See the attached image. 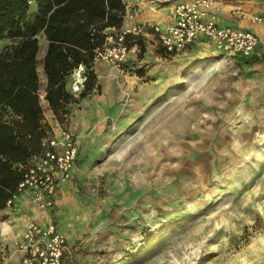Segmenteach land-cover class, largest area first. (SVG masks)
<instances>
[{"label": "rangeland", "instance_id": "obj_1", "mask_svg": "<svg viewBox=\"0 0 264 264\" xmlns=\"http://www.w3.org/2000/svg\"><path fill=\"white\" fill-rule=\"evenodd\" d=\"M39 39L45 121L74 127L81 146L53 213L70 237L63 264H264V41L242 64L211 43L174 62L159 44L127 76L111 70L109 103L85 97L57 118ZM13 43L0 39V52ZM100 105L92 126L78 128Z\"/></svg>", "mask_w": 264, "mask_h": 264}, {"label": "trees", "instance_id": "obj_2", "mask_svg": "<svg viewBox=\"0 0 264 264\" xmlns=\"http://www.w3.org/2000/svg\"><path fill=\"white\" fill-rule=\"evenodd\" d=\"M125 13L123 0H0V39L14 41L0 52V211L17 193L25 167L44 151L51 131L39 95V37L48 43L45 97L60 118L94 90L95 50L107 30L121 27ZM138 42L142 58V36ZM255 58L239 57V63ZM81 64L88 81L77 98L68 81Z\"/></svg>", "mask_w": 264, "mask_h": 264}, {"label": "built area", "instance_id": "obj_3", "mask_svg": "<svg viewBox=\"0 0 264 264\" xmlns=\"http://www.w3.org/2000/svg\"><path fill=\"white\" fill-rule=\"evenodd\" d=\"M208 0H190L177 3L173 8L174 20L164 29L150 26L158 42L168 53L188 50L195 42L204 41L222 55L248 58L257 54L260 44L255 32L244 27L222 24L217 13H209ZM237 13H244L236 10ZM126 10L121 27L107 30L103 45L95 50V62L109 65L116 74L127 75L134 68L141 53L138 38L145 35L147 26L131 22ZM260 24L264 15L249 17ZM132 40H128L129 37ZM88 74L81 64L71 74L70 88L81 93ZM45 149L25 167L17 193L8 200L7 208L16 210L18 196L26 191L40 208L53 207L60 183L72 177L79 152L78 136L70 128L51 129L44 141ZM14 251L23 253L22 264H63L66 236L54 222L41 226L35 219L28 222L21 238L14 241ZM10 257L4 264H9Z\"/></svg>", "mask_w": 264, "mask_h": 264}, {"label": "crops", "instance_id": "obj_4", "mask_svg": "<svg viewBox=\"0 0 264 264\" xmlns=\"http://www.w3.org/2000/svg\"><path fill=\"white\" fill-rule=\"evenodd\" d=\"M126 4V10L131 13L133 16L131 22L142 24L147 26V31L145 35L142 36L145 42V52H143V60L146 61L151 57L153 48H156L157 45L160 43L158 42L155 34L151 30L150 26H159L164 29L167 25L173 22L174 15H173V8L174 6L182 1H190V0H123ZM209 6L206 7L209 13H217L222 21V24L232 27H244L247 29L252 30L257 34L260 40V44L257 50L262 45L264 41V21L260 24L251 23L249 17L261 15L264 8V0H208ZM262 3V4H260ZM242 10L244 16L236 12V10ZM210 43L204 41H197L195 42L188 50L180 53H168L165 48L161 45L163 53L167 57H172V61L176 62L179 60H183L185 56L198 54L203 51V49L208 48L212 50ZM208 46V47H207ZM258 54V52H257ZM157 60H161L162 57L157 56ZM165 59V58H164ZM160 65L161 63L158 62ZM95 73L97 75V84L103 87V91H99L97 95H90L87 96L91 98H95V102H98L100 99L102 102L105 101L106 96L104 95V89L108 87L110 84H115L113 76L111 75V70L113 69L105 64L96 62L95 66ZM127 76V75H126ZM105 87V88H104ZM106 93V92H105ZM104 96V97H103ZM84 98V100L86 99ZM82 100V103L83 101ZM100 103V102H99ZM105 103V102H104ZM109 103V101L107 102ZM105 103V104H107ZM106 105H101L100 108L94 107V115H87L84 114L81 116L77 127H91L92 126V119L98 118L103 114ZM72 128V127H71ZM84 128V127H83ZM75 128L73 127L72 130ZM76 133V132H75ZM79 145V152L78 157L75 162L72 177L69 181L60 183L58 186V192L55 198V205L51 208H40L38 207L32 200L31 196L28 192H22L17 200H16V210H12L9 208H5L4 210L0 211V256L3 257V263L9 257L10 264H22V256L23 253L20 251L15 252L14 249V241L18 238H21L23 232L25 230L26 225L32 219H35L41 226H46L51 222L56 223L58 228L64 233L62 230L60 223L56 221L55 214L53 213L56 211V214H60L61 208L65 206V200L63 199V190L71 185L73 179L78 174V166L77 163L80 159V148ZM67 236V235H66ZM67 243L70 244V237H66ZM73 237H71L72 240ZM70 246V245H69ZM64 253H66L64 251ZM75 259L81 260V256L74 255ZM64 258V257H63ZM72 261V260H70Z\"/></svg>", "mask_w": 264, "mask_h": 264}, {"label": "bare ground", "instance_id": "obj_5", "mask_svg": "<svg viewBox=\"0 0 264 264\" xmlns=\"http://www.w3.org/2000/svg\"><path fill=\"white\" fill-rule=\"evenodd\" d=\"M103 101V100H102ZM101 102V101H100ZM99 104V103H98ZM101 104V103H100ZM101 106V105H100Z\"/></svg>", "mask_w": 264, "mask_h": 264}]
</instances>
